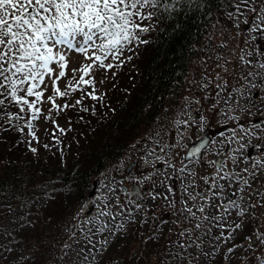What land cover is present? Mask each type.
I'll list each match as a JSON object with an SVG mask.
<instances>
[{
    "label": "snow or ice",
    "instance_id": "1",
    "mask_svg": "<svg viewBox=\"0 0 264 264\" xmlns=\"http://www.w3.org/2000/svg\"><path fill=\"white\" fill-rule=\"evenodd\" d=\"M180 2L0 0V133L13 131L37 139L33 122L42 114V109L37 105L43 102L46 78L52 80L53 88V95L47 96V101L52 104L49 113L52 109L59 112L81 105L83 96L76 100V105L65 103L63 106L56 103L55 97H65L78 89L83 90L81 86L84 85H93V91L87 93L91 99H101L102 95L96 94L91 76L95 69L110 70L131 61L141 46L151 43L144 37L156 30V22L162 14H171L177 10ZM228 3L233 9L228 12V18L238 30L237 35L243 31L242 24L250 25L247 29L249 35L242 39V43L255 49L245 52L241 48L244 54L239 55L238 59L246 70H242L238 78L232 77L236 84L224 79L219 72L215 73V96L218 99L212 107L235 123L228 143L236 147L229 150L227 157L218 152L216 155L219 158L209 162L214 171L199 177L187 165L177 169L170 160L157 156V160L167 168L180 173L182 188L179 207L174 197L176 188L172 183L176 177L159 169L152 175L164 177L159 181L162 191L147 193L153 201L158 198L166 200L168 206L175 210L174 223L181 230L177 231V239L172 242L178 251L170 254L179 264H217L218 255L230 261L232 255L245 246H228L229 242L234 240L237 232H243L247 225L255 223L257 208H264V184L254 188L260 175L264 174V59H261L264 49L250 43L264 37V0H228ZM69 51L83 55L89 62L72 70V79L61 91L57 81L66 77ZM77 73L80 74L79 79L75 78ZM224 73L228 74L226 66ZM211 83L212 80L207 79L200 87L207 90ZM185 100L189 101V98L185 97ZM194 102L201 104L202 100ZM82 110L95 114V108ZM44 119L48 120L50 116ZM206 121L207 117L199 115V110L195 115L190 113L188 119L177 121L191 132L189 139L197 140L189 148L183 143L184 132L179 133L181 146L187 150L186 156L197 158V163L202 159L201 150L213 142L207 138ZM219 136L224 137V133H219ZM28 143L31 144V141ZM168 147L175 146L166 145L160 151L165 152ZM250 148L258 150L260 156L249 155ZM30 150L33 153L37 151L36 148ZM242 161L244 166L240 167ZM151 179V175L144 177V180ZM155 184L156 181H153V186ZM103 189L106 191L98 190L99 195L90 198L91 203L82 205L73 215V220L77 221L74 227L81 233V238L76 239V231L70 232V239L76 245V260L68 264H90V260L99 264L98 255L102 256L107 251L111 238L125 231L127 223L137 222L134 209L136 212L144 210L142 203L131 198L133 195L141 197L139 190L121 187L119 191L126 197L122 200L117 195V189L107 184L103 185ZM56 197L53 189L50 197L53 203ZM261 227L253 228L252 234L245 236V251L261 252V255L254 257L258 264H264V231ZM62 247L66 250L64 256H67L73 245L65 243ZM225 247L226 252L223 251ZM244 262L252 264L247 255L242 258V264Z\"/></svg>",
    "mask_w": 264,
    "mask_h": 264
},
{
    "label": "trees",
    "instance_id": "2",
    "mask_svg": "<svg viewBox=\"0 0 264 264\" xmlns=\"http://www.w3.org/2000/svg\"><path fill=\"white\" fill-rule=\"evenodd\" d=\"M224 10H233L228 0H181L177 10L163 13L156 30L144 37L151 43L140 47L135 62L119 67L133 76L132 87L125 86L126 93L125 88H114L112 95L105 91L101 99L82 103L70 116L71 133L57 132L52 126V132L47 131L36 147L30 136L0 133V264H68L76 260L70 232H77L76 239L81 233L74 227V213L92 191L96 176L117 163L126 145L162 113L168 94L181 87L196 57V46H202L205 39L211 41L213 20L216 34L222 30L221 36L227 40L234 24L223 16ZM82 108H95V114ZM53 189L55 203L50 199ZM119 189L117 195L126 199ZM150 189L162 191L159 184H151ZM140 203L144 210L134 209L137 222L127 223L125 231L111 238L107 251L98 255L99 264H179L167 258L176 248L171 239L163 238L174 222L175 210L160 198H142ZM255 211L260 214L258 208ZM143 220L147 222H139ZM256 225L257 219L245 231L237 232L233 244L244 242ZM152 236L156 238L149 239ZM65 242L73 245L67 256L62 247ZM146 247L153 251L143 250ZM243 255L258 264L254 257L261 252L240 248L230 261L218 255L217 264H235L233 260H242ZM90 264L97 261L90 260Z\"/></svg>",
    "mask_w": 264,
    "mask_h": 264
},
{
    "label": "rangeland",
    "instance_id": "3",
    "mask_svg": "<svg viewBox=\"0 0 264 264\" xmlns=\"http://www.w3.org/2000/svg\"><path fill=\"white\" fill-rule=\"evenodd\" d=\"M228 12V10H224L223 16L228 18ZM232 24L234 23L232 22ZM211 26L212 30H209L211 41L209 42L208 39H205V43L202 44V46H196V57L191 61L188 73L184 77V81L181 87L177 90L176 93L168 94V97L165 101L166 105L162 113L157 115L155 118L153 117L151 122L144 126L143 133H141L135 139L131 140L126 145L123 154L118 158L117 163L115 165H111L110 167L104 168L96 176L93 183V189L89 193L88 197L83 201L82 205L91 203L90 198L94 199L97 195H99L98 190L106 191V189H103V185L105 184L117 189V194L118 187L120 188V185H124L127 188H132L133 186L130 184H135L137 190L141 192V197L133 195L132 199H135L138 203H140L142 198H147L145 196H147V193L151 191L150 186L151 184H153V181H156V184H159V181L164 179L163 176L158 177L152 175L156 172L157 169H159L162 173H167L171 176L176 177V179L172 181V183L176 188L174 197L177 199V206L179 207V198L182 188L179 179L180 173L178 171H173L172 169L167 168V166L162 161L157 160V156H163L165 157V159L170 160V162L175 164L177 169H179L183 165H187L188 168L195 171L197 177H199V163L193 160H191V162L182 161V156L185 148L181 146L179 133L181 131L184 132L185 140L183 141V143H186L187 145L193 142L194 139H189L188 137L191 136V132L177 123V121L179 120L188 119L190 113L196 114L197 110H199V115L207 117V128L213 129L214 127L222 128L223 126H226L225 130H221V132L224 133V137H220L219 135L214 136V143L211 147V150H206L205 152L206 160L202 161L204 163L206 162L208 165L203 175H206L207 172H212L213 169L210 167L209 159H212L215 153H223L226 151L225 156L227 157L229 150L236 147V145L228 143V138L231 136V129L236 126L235 123L232 120L227 119L221 114V112L216 111L212 107V105L218 99L215 96V83L217 82L215 79V73L219 72L224 79L231 80L232 84H236V80L232 79V77L235 76L238 78L241 75L242 70H246L244 65H242L238 59L239 55L244 54L243 52H241V48H243L245 52L255 51V49L246 47L245 44L242 43V39L246 38L249 35L247 32V29L250 27L249 25L242 24L241 29L243 31L241 32V35H237L238 30L235 28V26L231 28L228 33L229 37L227 38V40H225L224 37L221 36L222 30H219L220 32L216 34L217 29L215 27L214 20ZM250 43H253L255 46L264 49V37L258 38L257 41ZM125 55L130 54L125 53ZM137 55H134L131 61H126L125 63L135 62L137 59ZM261 59H264V57H262ZM88 62L89 61H86L83 55L72 51L68 52V66L66 69V77L57 81V86L61 91L65 90L66 86L69 83V80L72 79V70L77 69L82 64ZM112 63L116 62L112 61ZM134 65H136V63H134ZM218 65H220V67H217ZM129 66H131L132 68L134 67L132 64H129ZM225 66L228 68L227 75H225L224 73ZM113 72H115V75H113ZM79 75L80 74L77 73L75 78L79 79ZM91 76L94 80V87L98 96H104L105 91L107 93H109L110 91L112 95L114 88H125V86L127 85L129 86V88H131V83H134L133 76H128L125 73L121 72L119 70V67L110 70L97 68L91 74ZM86 79H88V77H86ZM207 79H211L212 83L209 85V88L205 90L201 88L200 85ZM136 80L137 75L135 77V82ZM46 83L47 88L45 89L43 102L37 105V107H40L42 109V114L40 115L39 119L33 122L36 130L35 134L37 137L34 143L35 147L38 144L40 145V141L43 140V138L48 133L52 132L49 131L51 130L52 126L56 127L57 132L63 129L64 131L71 133L72 124L70 123V116L80 106L76 105V100L80 99L81 96L84 97V99L82 100V103L84 104L89 103L93 100L87 95L88 92L93 91V85H84L81 86L83 90L78 89L77 91L71 92L68 96L65 97H55L56 103L58 105L63 106L65 103H67L70 105H76L75 107H69L59 112L57 111V109H52L51 113H49V109L52 108V104L51 102L47 101V96L53 95L52 80L46 78ZM118 90L123 92V90L121 89ZM126 91L127 88H125V93ZM185 97H188L191 103H189V101H186ZM205 97L208 98L203 99ZM197 99H201L202 103L196 104L194 101ZM45 116H50V119H44ZM245 126H247V123H245ZM47 131L49 132L44 135ZM253 143H255V140H253ZM166 145L175 147H168L166 148L165 152H161L160 149L165 148ZM248 154L253 157L260 156V152L258 150L251 148L249 149ZM131 161L135 162L136 165L134 167L128 165ZM129 166L130 169L127 172H124V170H126ZM243 166L244 162L242 161L240 167ZM150 175L152 176L151 180H144V177H148ZM263 177L264 174H261L258 182L254 185V188H258L260 180ZM197 183H199L198 180ZM252 202L255 203V200H253ZM261 209L263 210V213L261 217H258L257 225L255 227H261V225H264V208ZM171 218L173 221H175L176 214L174 213ZM182 219L183 217L181 216V220ZM179 230H181L180 226L173 222V224L169 227L167 233L164 234L163 238L165 240L171 239L172 241H176L177 231ZM261 230L264 231V227H261ZM10 240L14 241L12 238H10ZM233 243L234 240L230 241L228 246H231ZM239 245L247 246V241L245 240ZM31 248V245L28 246V250H30ZM133 248L134 246L132 245V249ZM143 250L151 249L150 247H146ZM243 250H245V248H243ZM152 251L153 250H151V252ZM177 251L178 249L176 248V252ZM167 258H169L170 260H174L172 255H167ZM150 259L152 260L153 258ZM233 261L235 262V264H242V260L238 261V258H235ZM154 264H156V262ZM223 264H226V262L224 261ZM244 264L246 263L244 262Z\"/></svg>",
    "mask_w": 264,
    "mask_h": 264
},
{
    "label": "flooded vegetation",
    "instance_id": "4",
    "mask_svg": "<svg viewBox=\"0 0 264 264\" xmlns=\"http://www.w3.org/2000/svg\"><path fill=\"white\" fill-rule=\"evenodd\" d=\"M225 127H226V126H223L222 128H221V127H220V128H215V127H214L213 129H211V133L208 135V136H209V140H210V141H213L214 138H215L214 136L219 135V133L221 132V130H225V129H226ZM213 137H214V138H213ZM213 143H214V141L208 143L207 147H206L205 150H203V152H202V159H201V161L199 162L198 176L203 175V173H204V171H205V169H206V167H207V165H208L206 162L204 163L202 160H206L205 152H206V150H211V147H212ZM225 153H226V151L223 152V153H221V154H222L223 156H225ZM216 154H217V153H215L214 156L212 157V159L210 158L209 160L212 161V160H214V159H218L219 157H218ZM225 157H226V156H225ZM191 160L196 161L197 159L193 158V159H191ZM191 160H189L188 162H190ZM210 161H209V162H210ZM212 171H214V169H213ZM124 172H126V171L124 170ZM209 173H210V172H207L206 175L209 174ZM263 178H264V177H263ZM263 178L260 180V184H259L258 188L260 187L261 184H264V180H263ZM262 180H263V182H262ZM130 185L133 186V184H130ZM131 189H134V188L132 187ZM136 190H137V189H136Z\"/></svg>",
    "mask_w": 264,
    "mask_h": 264
},
{
    "label": "water",
    "instance_id": "5",
    "mask_svg": "<svg viewBox=\"0 0 264 264\" xmlns=\"http://www.w3.org/2000/svg\"><path fill=\"white\" fill-rule=\"evenodd\" d=\"M209 132H210V130L207 129L206 135H208ZM207 138H208V136H207ZM196 143H197V140H195L194 142L190 143V144L188 145V147L191 148V147L194 146ZM186 152H187V150H185V153H184V156H183V160H184V161L190 159V158H188V157L186 156Z\"/></svg>",
    "mask_w": 264,
    "mask_h": 264
},
{
    "label": "bare ground",
    "instance_id": "6",
    "mask_svg": "<svg viewBox=\"0 0 264 264\" xmlns=\"http://www.w3.org/2000/svg\"><path fill=\"white\" fill-rule=\"evenodd\" d=\"M186 110V109H185ZM165 122V121H164ZM166 123V122H165ZM167 124V123H166ZM165 126V125H164ZM166 128V127H165Z\"/></svg>",
    "mask_w": 264,
    "mask_h": 264
}]
</instances>
